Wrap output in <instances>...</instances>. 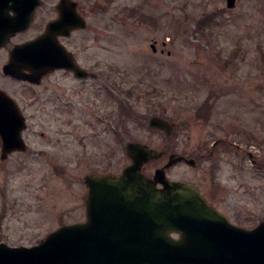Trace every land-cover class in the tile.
Listing matches in <instances>:
<instances>
[{"label": "rangeland", "instance_id": "374dc122", "mask_svg": "<svg viewBox=\"0 0 264 264\" xmlns=\"http://www.w3.org/2000/svg\"><path fill=\"white\" fill-rule=\"evenodd\" d=\"M78 1L89 25L77 35L81 54L94 53L97 70L113 68L104 75L112 86L96 81L94 106L65 107L56 98L30 106V87L6 79L0 61V89L22 108L30 146L2 160L0 140V242L32 246L85 221V176L122 172L130 141L163 151L144 165L148 177L173 153L195 159L196 166L174 164L167 177L195 184L235 223L262 222L264 0H237L232 8L227 0ZM62 77L32 91L75 87ZM154 115L173 130L152 128Z\"/></svg>", "mask_w": 264, "mask_h": 264}, {"label": "water", "instance_id": "95a60500", "mask_svg": "<svg viewBox=\"0 0 264 264\" xmlns=\"http://www.w3.org/2000/svg\"><path fill=\"white\" fill-rule=\"evenodd\" d=\"M9 1L0 0V4ZM12 1L17 13L25 10L21 4L28 3ZM236 1L227 0V6L235 7ZM31 2L35 9L42 0ZM31 21L20 16L0 17V28L7 22L10 30L0 36V46L10 33L28 28ZM86 27L81 15L71 24L61 15L44 33L19 45L4 72L39 83L45 73L65 65L62 58L67 53L58 37L68 29ZM28 69L30 73L25 72ZM72 69L81 76L86 73L78 65ZM150 126L169 134L174 123L154 115ZM26 128L20 106L0 89L2 160L12 152L28 151L23 136ZM126 150L131 163L120 175H86L85 221L62 225L32 246L0 242V264H264V220L253 229L238 226L203 199L195 184L167 177L174 164L185 160L195 165V159L173 153L150 178L143 167L160 158L163 151L135 141L128 142ZM173 232L180 237L175 238Z\"/></svg>", "mask_w": 264, "mask_h": 264}, {"label": "flooded vegetation", "instance_id": "af4514ba", "mask_svg": "<svg viewBox=\"0 0 264 264\" xmlns=\"http://www.w3.org/2000/svg\"><path fill=\"white\" fill-rule=\"evenodd\" d=\"M26 1H28V3L21 4L25 8V10L23 11V9H22L18 13L15 12L13 9L14 3L12 0H10L8 3L0 4V7H1L0 17L3 16L7 20L13 19L16 16L23 17L24 19L32 18L31 24L28 28L22 29L20 31L15 32V33H10L8 35L9 37L7 36L6 43L3 46H0V55H1L0 61L3 60L2 64H1V69H2L4 77L6 79L24 82L30 87L29 90H31V91L28 92V96L26 99L27 105H30V106L36 105L40 100H43L45 98H56L65 107H71V106H74L75 104H80V102H83V104L86 106L96 105V102H97L96 91H95L96 81L100 80L101 83L105 87H111L112 81L109 82L104 75H105V72H108V71L112 72L113 68L108 67V68H105L103 71L101 69L97 70L95 54L92 52H89L88 55L87 54H84V55L81 54L80 38L77 35L88 29V26H89L88 23H87V27L84 29H68V31H64L63 34H61L58 37L60 44L62 45L64 50H66V53H67V56H65V57L63 56V58H62L63 59L62 63L65 65L58 67V68H55V69H52L51 71L45 73L42 76L39 83L32 82L30 80L18 79L16 77L8 75L4 72L5 66L11 60V56H12L13 51H15L19 45L27 43V42L37 38L42 33H44L46 31L49 23L59 19L61 17V15H64L65 18H67L68 24H71L74 20L80 19V15L85 18V15L82 12L81 4L78 0H66L64 3H61L62 0H57V1L56 0L55 1L42 0V3H40L35 9H33V4L31 2V0H26ZM47 1L49 3H47ZM61 12H62V14H61ZM64 12H66V13L64 14ZM86 22H87V20H86ZM36 24L39 26V29H36L35 33L33 34L32 29L36 26ZM6 26H9V24L7 22L5 23V25L3 27L0 28V36L5 35L7 32L10 31L8 29V27H6ZM66 32H68V33H66ZM31 34H33V35H31ZM27 35H30V36H28L26 38H22V37L27 36ZM77 65L79 67L83 68L84 70H86V73L83 74L82 76L78 75V73H75L74 69H72L73 66L76 67ZM68 66H72V67L70 68ZM25 72L30 73V70L28 69ZM56 75H60L61 77L63 76L62 77L63 79H67L69 81H72L73 83H76L75 87L71 88V85H69L68 88L62 89L58 93H54V92L49 91V92H47L46 96L44 95L43 92L34 93V91H32V90H35L38 87H41L43 85H45L46 88H48L47 85L49 83H46V81H53L52 79ZM81 84H83V85L93 84V86L87 92V91H84V90L79 88V86ZM21 110H22V108H21ZM22 112H23V110H22ZM41 135L43 137L46 136V134L44 132H41ZM0 140H1V138H0ZM221 142L225 143L226 141L220 140L218 143H221ZM216 145L217 144H215L214 147H216ZM28 146H29V144H28ZM1 149H2V140H1ZM29 149H30V146H29ZM29 149H28V151H29ZM16 152H20V151H16ZM12 153H14V152H12ZM212 155H214L213 150H211L209 156L211 157ZM201 157L205 158L206 155L202 154ZM129 164H126L125 167ZM196 165H197V161H196V164L193 166H196ZM121 173L122 172H120V173L108 172V173H97V174L95 173L93 175H96V176H102V175H108V174L120 175ZM87 192H88V187H87ZM86 195H87V193H86ZM86 195H85V197H86ZM180 198L186 199V200L197 199L195 196H180ZM202 198L205 199L214 208L218 209L216 206H214L211 203V201L209 200V198L207 196H204L202 194ZM221 213L223 215H225L226 218L230 222H232L238 226H242V227L247 228V229H253L256 227V226L251 227V228L245 227L241 224L233 222L223 212H221ZM172 235L175 238L180 237V234L177 232H173Z\"/></svg>", "mask_w": 264, "mask_h": 264}, {"label": "trees", "instance_id": "16d2710c", "mask_svg": "<svg viewBox=\"0 0 264 264\" xmlns=\"http://www.w3.org/2000/svg\"><path fill=\"white\" fill-rule=\"evenodd\" d=\"M214 14H209V15H207V16H205L204 18H202V19H200V21H199V24H201L202 26L205 24V22L206 21H208L209 19H210V17H212ZM200 25V26H201ZM204 27V26H203ZM203 109H206V111H207V118L209 117V115H210V108H209V106H207V105H204L203 107H202ZM203 109H201V110H203Z\"/></svg>", "mask_w": 264, "mask_h": 264}]
</instances>
